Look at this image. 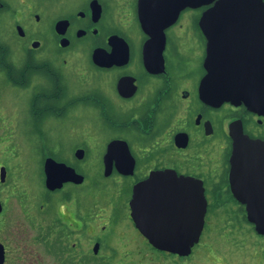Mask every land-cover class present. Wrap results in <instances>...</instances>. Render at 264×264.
Masks as SVG:
<instances>
[{"label": "flooded vegetation", "instance_id": "flooded-vegetation-1", "mask_svg": "<svg viewBox=\"0 0 264 264\" xmlns=\"http://www.w3.org/2000/svg\"><path fill=\"white\" fill-rule=\"evenodd\" d=\"M216 1L183 5L177 16L156 24L153 35L144 27L142 16L159 11L157 18L164 20L166 8L160 0H0V29L8 14L13 17L17 38H27L23 47H12L0 30V95L5 97V90L15 91L18 134L23 136L30 130L52 133L51 125L56 126L53 118L65 122L70 116H91L89 136L83 142L70 136L77 144L74 158L63 156L54 141L40 145L35 138L29 141L34 154L45 145L50 148L49 152L44 150L42 162L47 194L44 203L38 200L35 204L36 208L45 204L54 213L50 214L48 232L59 249L68 244L69 252L62 250L70 261L100 258L102 243L118 241L114 224L120 217L118 209L128 207L127 216L132 218L134 188L149 178L202 182L208 206L197 244L205 240V231L212 224L209 198L214 191L217 197L235 199L239 212L247 214L246 203L237 198L232 180L241 181L243 189L250 191L257 177L264 179V103L257 109L244 101L213 104L200 94L209 44L202 18ZM20 4L27 10L26 18L38 22L30 19L34 30L28 28L25 19L21 21L19 14L24 12ZM42 12L55 48L49 45L41 52V40L33 35L41 33L36 27L42 22ZM62 39L67 44L63 45ZM34 40L40 44L33 46ZM88 107L91 110L85 109ZM3 122L0 131L6 129ZM106 129L117 133L104 139ZM94 134L98 135L95 141ZM115 139L125 140L128 149L116 143L109 150V143ZM78 149H82L81 156ZM47 157L74 167L83 179L48 186ZM2 166L6 170L3 180ZM11 178L15 176L8 162L1 159L0 225L10 203L3 191ZM131 222L152 245L133 218ZM86 240L93 253L81 249ZM0 241L5 246L6 262L7 246Z\"/></svg>", "mask_w": 264, "mask_h": 264}, {"label": "rangeland", "instance_id": "rangeland-1", "mask_svg": "<svg viewBox=\"0 0 264 264\" xmlns=\"http://www.w3.org/2000/svg\"><path fill=\"white\" fill-rule=\"evenodd\" d=\"M19 9L24 12L23 15L19 14L21 21L25 19L28 28L34 30L32 27L34 23L31 24V20L36 22L35 18H29V16L26 18L27 10L24 5L20 4ZM42 14V22L39 21L40 24L36 27L41 30V33L34 32L33 35L41 40L42 45L40 44L39 48L41 52L49 45L55 48L54 41L52 42L50 34L46 32L45 17L43 12ZM4 21L0 30L2 37L11 43L10 46L18 48L27 44V38H17L19 34L12 26L13 17L7 14ZM30 41L32 40L28 42ZM7 91H4L5 97L3 94L0 95V121L4 120L3 124L6 128L0 131V160L4 159L8 162L10 173L15 176V179H8L9 186L6 185L3 191V194L9 195L10 199L5 221L0 225V240L7 246V260L4 264H81L80 261L83 264H264V234L256 231L254 223L248 220L247 214L243 211L239 212L235 199L217 197L216 191L209 198L213 206L209 214L212 224L205 231L206 238L202 243L196 244L188 256L162 252L148 244L133 226L132 218L127 216L129 208L124 210V207L116 204V207H120L118 209L120 217L118 216L119 219H116L114 223L118 228V241L109 239L105 244L102 243L100 252L103 255L100 258H86L80 261L67 259L68 244L62 246V249L65 248L66 251L64 253L52 242L48 232L50 214L54 215V213H50L45 204L43 207L40 204L37 208V203L35 204L38 200L44 203V196L47 194L44 187L42 162L44 150L49 152L50 148L45 145L34 154L30 149L29 141L30 138H35L38 145L54 141V145L60 147L63 156L74 158L77 144H73L75 137L70 136H77L79 142H83V139L89 136L87 125L91 124L89 120L91 116L77 119L70 116L65 122L60 118H53L52 123L56 126H51L54 132L40 133L36 130L37 132L34 133L35 131L30 130L31 133L27 132L21 136L18 134L15 122L19 110L15 103L18 99L14 96V90L13 94ZM85 109L91 110L89 107ZM10 118L13 119L11 122ZM22 128L23 131L26 130L24 123ZM116 133L113 129H106L103 133L104 139ZM94 136L93 141L98 138L97 134ZM31 148L35 146L31 145ZM14 154L17 155L16 158ZM95 156L96 153L91 155L92 158ZM13 185H16L15 188ZM17 195L23 196V199H19ZM26 196L28 197L25 198ZM21 201H25L26 205ZM112 217H115V211ZM55 229L58 228L55 227ZM129 237L136 240L130 241ZM81 249H84L86 254L93 253V246L88 244L87 240L84 248ZM67 260L70 262L67 263Z\"/></svg>", "mask_w": 264, "mask_h": 264}, {"label": "water", "instance_id": "water-1", "mask_svg": "<svg viewBox=\"0 0 264 264\" xmlns=\"http://www.w3.org/2000/svg\"><path fill=\"white\" fill-rule=\"evenodd\" d=\"M200 1L160 0L166 10L169 7L168 12L163 11L167 17L159 20V11L152 13L153 16L144 12V27L154 35L156 24H165L167 18L170 20L177 16L183 5ZM202 25L206 26L209 35L207 73L200 83L202 98L213 104L231 100L235 103L244 101L252 109L262 106L264 0H217L215 6L205 12ZM61 43L65 45L67 41L62 39ZM39 44V40L33 41V46ZM116 143H123L128 149L126 141L121 139L112 140L108 149ZM77 154L81 156L82 149H78ZM45 170L50 187L60 186L67 179H83L74 167L53 157L46 158ZM5 173L2 166V180ZM150 179L136 184L130 200L131 216L137 228L156 248L189 255L200 240L208 206L202 182L183 178L175 181ZM241 183L237 179L232 180L234 191L239 194L237 198L246 203L247 218L254 223L256 231L264 234V179L257 177L250 191L243 189ZM98 248L97 242L94 250ZM5 257V246L0 241V264H4Z\"/></svg>", "mask_w": 264, "mask_h": 264}, {"label": "trees", "instance_id": "trees-1", "mask_svg": "<svg viewBox=\"0 0 264 264\" xmlns=\"http://www.w3.org/2000/svg\"><path fill=\"white\" fill-rule=\"evenodd\" d=\"M223 199V198H222ZM213 208V206L212 205H210V209H212Z\"/></svg>", "mask_w": 264, "mask_h": 264}]
</instances>
